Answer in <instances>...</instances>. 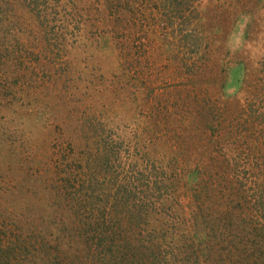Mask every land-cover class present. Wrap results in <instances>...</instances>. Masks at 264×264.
Here are the masks:
<instances>
[{
	"label": "rangeland",
	"instance_id": "rangeland-1",
	"mask_svg": "<svg viewBox=\"0 0 264 264\" xmlns=\"http://www.w3.org/2000/svg\"><path fill=\"white\" fill-rule=\"evenodd\" d=\"M35 1L0 0V246L19 264L112 256L121 231L81 193L79 164L108 154L119 175L155 165L173 181L150 218L167 231L155 262L206 231L212 199L236 214L232 255L187 264H264V0Z\"/></svg>",
	"mask_w": 264,
	"mask_h": 264
},
{
	"label": "trees",
	"instance_id": "trees-1",
	"mask_svg": "<svg viewBox=\"0 0 264 264\" xmlns=\"http://www.w3.org/2000/svg\"><path fill=\"white\" fill-rule=\"evenodd\" d=\"M37 1L38 0L35 2ZM196 1L197 0H174L170 1L171 4L169 3V7L172 11L174 6L175 8L181 7L182 10H188L190 12L193 3ZM116 2H118V0H112L111 5H115ZM152 3L155 5L156 0H152ZM118 4L120 3L118 2ZM131 14L133 13L131 12ZM150 45L151 43L149 46ZM85 157L86 155L84 153L80 154L79 164L80 167L81 165L83 166L81 167V173L85 176V181H83L86 184V188L83 191L81 190V193H83L85 197L91 199V207H96L97 205L98 209L101 208V206L104 208L102 212L105 214L103 216L104 224L106 220L107 222L114 221L116 227L121 231L118 238L121 245L114 247V250L116 248L115 253L107 257L106 260H102L101 264H187L190 260H196V258H203V262H211L214 259L217 260L218 257L220 259L221 256L226 257L232 255L231 249L223 243L225 242L224 240H226L225 232L232 234V225L234 222L236 223V218H234L236 214L234 213L232 215L230 209L225 207L223 203L210 199V201L200 202L202 206L201 204L199 205V212L205 210L207 214L206 219L204 218L203 220L205 224L209 225L207 227V229H209L202 232L198 230V232L195 233V237L191 240L190 246L187 244H176L174 247H171L173 246V240L172 238L169 239L172 244L171 246L168 245L169 248L167 249L169 253L163 255L164 259L161 258L163 260L155 262V249H158L162 242H165L166 237L164 234L167 231L166 229L163 231L161 228L159 230L158 228H150V218L157 205L161 206L162 214H164L163 210L166 209V207L168 211L171 209V204H167V202L169 203V198L171 196L169 186L173 187V181L169 178L172 183H168L167 174L164 172L165 169L155 165L152 166L149 172H147L148 169L145 165H142V167H134V165H132L128 167L129 171L127 173L124 172L119 175V173L115 171L117 170V165L112 161L114 158L111 159L108 154H106L104 160L84 161ZM205 168L207 167L203 169ZM204 172L207 176L208 169ZM211 174L212 173L208 175L212 177ZM219 175L217 176L224 179L221 174ZM206 178L207 177H202L201 179L203 180ZM74 179L75 176L73 175L70 179L65 181L73 186L72 182L74 183ZM200 183L201 181H199V185ZM219 184H221V186L218 187L222 188V183ZM201 186L202 185H200L201 189L199 190V195L202 196L205 192L203 190L204 187L202 188ZM225 190L227 191V186ZM163 203L166 205L165 208L162 207ZM88 214L90 216L92 213ZM216 215L225 216V221L219 224L216 222L218 217H216ZM158 220L160 223V218ZM85 224L90 227V229L85 230L86 235L94 230L92 236L93 241L103 234V232L97 231L98 228L93 229L95 226H99L97 225L98 223L89 221ZM169 226L172 227V225ZM238 228L239 230L242 229V225ZM136 231L140 234H145L144 239H142L143 237L137 239V235L135 234L137 233ZM219 238H221V242L217 241ZM113 240L115 241V239ZM140 242H142V245L149 244L148 246L146 245L148 247L147 250H143L142 246L138 245ZM217 242H219L220 245L223 244L224 250L219 249ZM122 247L125 249L124 253L121 252ZM190 247L192 248L191 252ZM223 251L225 253L224 255H222ZM13 252H15L13 241H8L5 245L0 246V264H19L18 260L14 259L18 255L15 252L13 256ZM112 252L113 251L110 250V253ZM183 252L187 254L182 255ZM188 252H190V254H188ZM21 254V251H19V256H22ZM3 258L5 261L1 260ZM19 260L23 262V260ZM118 260H122L123 263L117 262ZM224 261L225 258L221 260L220 264H225ZM237 262V259H231V264H238Z\"/></svg>",
	"mask_w": 264,
	"mask_h": 264
}]
</instances>
